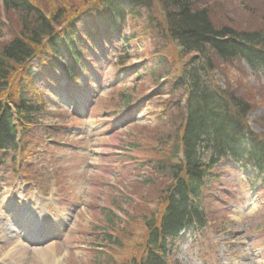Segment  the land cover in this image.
<instances>
[{"label":"rangeland","instance_id":"obj_1","mask_svg":"<svg viewBox=\"0 0 264 264\" xmlns=\"http://www.w3.org/2000/svg\"><path fill=\"white\" fill-rule=\"evenodd\" d=\"M31 1L45 10L57 0ZM71 2L78 8L71 19L86 34V22L101 0ZM210 2L216 19L237 29L249 30L264 23V0ZM18 18L17 13L6 11L4 0H0V52L18 33ZM129 25H122L121 34L92 26L95 37L82 44L85 51L77 65H73L70 49H63L57 59L39 50L0 93L1 99L17 101L25 91L43 106L37 123L22 137L24 161L13 152L0 164V201L16 197L22 210L28 212L36 205L39 215L42 207L36 202V192L40 193L55 214L51 228L56 230L35 244L28 242L23 238L24 228L12 223L5 209L0 210V262L99 264L106 257L102 253L109 252L117 261L145 255L148 229L143 217L162 212L160 195L169 190L170 183L167 178H157L148 163L155 157L152 128L158 126L166 133L172 127L171 118L170 122L169 117L159 118L163 103L171 96L157 93L156 82L149 81L146 69L158 63L155 45L161 47L163 39L130 43L124 38ZM144 26L151 31L152 26ZM166 41L161 42L163 53L176 75L189 55L182 56L173 42L164 45ZM216 66L209 76L250 103L249 128L264 138V73H253L239 60ZM68 73L75 74L74 80ZM124 93L131 95L128 106L123 102ZM89 94H93L91 104L86 99ZM64 95L72 97L69 105L60 103ZM79 99L88 108L82 114L73 112L82 106ZM18 161L24 175L17 178ZM220 161L213 168L217 180L202 193L209 211L205 227L184 230L170 264H264L263 181L258 178L254 187L256 176L242 160L223 157ZM149 178L152 180L146 182ZM51 198L54 200L48 201ZM24 211L22 215L27 216ZM109 215L115 221L113 226ZM13 228L16 232L12 233ZM106 232L120 242L109 243Z\"/></svg>","mask_w":264,"mask_h":264},{"label":"trees","instance_id":"obj_2","mask_svg":"<svg viewBox=\"0 0 264 264\" xmlns=\"http://www.w3.org/2000/svg\"><path fill=\"white\" fill-rule=\"evenodd\" d=\"M4 1L6 11L18 14L21 26L0 52V93L39 50L46 55L48 50L58 54L62 48L70 49L78 61L85 51L82 44L95 37L92 26L121 33L122 25L131 23L125 34L127 41L148 38L154 43L163 39L161 42L167 40L164 45L173 42L182 56L189 55L179 73L173 75L160 42L161 47L155 45L154 50L158 63L146 68L149 81L158 86L157 93L171 96L163 103L159 118H171L172 126L166 133L158 126L152 128L155 157L148 163L157 178H167L170 183L169 190L160 195L162 212L143 217L148 229L146 256L118 263L108 252L99 264H167L179 234L186 228L205 226L209 211L203 205L202 193L207 184L217 180L212 170L223 157L248 162L256 176L255 184L261 178L264 185V138L249 128L252 106L235 90L217 85L209 76L218 62L237 60L253 73H264V23L244 30L220 22L211 0H101L86 22V35L71 19L78 10L72 0H57L45 10L31 0ZM143 24L152 26L151 31L147 32ZM123 98L125 105L132 103L130 94L124 93ZM41 109L25 91L17 101L0 98V164L10 153L21 150L20 141L29 133L30 124L36 123L35 115ZM112 218L109 215L111 226L115 225ZM106 236L109 243L120 242L110 232Z\"/></svg>","mask_w":264,"mask_h":264},{"label":"bare ground","instance_id":"obj_3","mask_svg":"<svg viewBox=\"0 0 264 264\" xmlns=\"http://www.w3.org/2000/svg\"><path fill=\"white\" fill-rule=\"evenodd\" d=\"M10 202L11 201H8L7 203H10ZM7 205H9V204H7ZM17 211L20 212V209L19 208L18 209H15V210L12 211V213H10V215L12 216V218L15 217L16 215H18V212ZM34 216H35V214H32L31 217H30V219L34 220ZM32 223H33L32 226H36V225H39L40 224L39 222H35V221L32 222Z\"/></svg>","mask_w":264,"mask_h":264}]
</instances>
